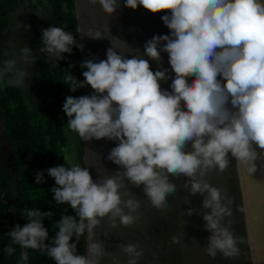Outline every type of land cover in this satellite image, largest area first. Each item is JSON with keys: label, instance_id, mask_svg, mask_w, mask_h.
<instances>
[{"label": "clouds", "instance_id": "obj_1", "mask_svg": "<svg viewBox=\"0 0 264 264\" xmlns=\"http://www.w3.org/2000/svg\"><path fill=\"white\" fill-rule=\"evenodd\" d=\"M98 3L109 16L121 7L119 0ZM124 6L164 12L161 19L169 34L154 35L141 53L113 36L109 26L89 30L91 39L110 40L107 58L82 61L83 81L68 69H63L60 80L72 92L85 85L94 90L91 95L65 97L66 128L84 141H118L106 159L120 170L94 180L90 168L68 155H64L67 166L48 168V176L55 180L53 199L69 205L75 215L63 214L56 221L58 231L49 238L44 221L54 212L26 207L27 223L12 228L3 249L8 256L16 252L14 245L25 249L19 264L28 261L26 249L46 253L55 264H100L101 258L112 255L95 239L103 218L108 217L113 227L117 221L128 226L138 218L134 213L140 208L139 200L133 192L123 199L122 190L143 186L151 204L164 209L169 207L168 197L177 192L170 177L181 176L187 178L185 203H191V196L203 198L200 215L210 233L208 256L240 253L238 239L223 224L231 215L229 198L206 177L212 171L223 172L230 156L248 165L250 173L257 171V161H264V0H124ZM17 27L31 26L18 23ZM41 32L38 51L47 55L51 68H60L59 61L72 53L73 46L84 48L63 27L53 25ZM162 53H167L174 77L162 66ZM5 56L0 61V89L24 88L27 66L36 63L32 48L22 46L18 54L5 50ZM150 60L160 67L153 71ZM168 80L170 90L161 86ZM44 175L37 172L35 182H44ZM195 212L189 208L186 214ZM86 234V253L78 254ZM172 240L178 242L175 236ZM119 248L129 257L127 264H138L144 254L133 243H121Z\"/></svg>", "mask_w": 264, "mask_h": 264}, {"label": "water", "instance_id": "obj_2", "mask_svg": "<svg viewBox=\"0 0 264 264\" xmlns=\"http://www.w3.org/2000/svg\"><path fill=\"white\" fill-rule=\"evenodd\" d=\"M119 2L121 7L114 16H109L102 10L98 0L96 3L92 0H76L80 43L84 45L81 51L83 61L106 59L107 49L111 47L108 39L94 40L88 37L89 30L103 31L105 26H109L113 36L120 37L133 48H139L141 53L146 41L154 35L169 34V29L161 19L164 12L154 14L143 6L134 10L124 6V0ZM123 51L128 53L126 48ZM162 57L163 68H168L169 75L174 77L167 53H162ZM149 62L153 71L160 67L155 61ZM193 78L189 77V80ZM170 84L171 80L161 81L164 89L170 90ZM81 90L82 95H91L94 92L90 85H85ZM117 144L118 141L106 138L85 141L84 162L90 168L94 180L120 170L118 165L106 159ZM257 151L261 150L257 148ZM229 159L231 162L223 172L212 171L206 179L213 186L222 189L229 198L231 215L224 218L223 224L238 239V256L224 257L219 252L215 258L208 256L205 249L210 233L205 230L200 215L203 211V198L199 195L191 196V203L186 204L185 197L189 194L184 189V183L187 178L181 176L170 177L177 185V192L168 197L169 207L164 209H157L151 204L143 194V186L135 188L128 185L122 190L123 199H128L132 192L135 193L140 202V208L134 213L138 218L128 226L117 221V227L112 226L108 217L103 218L95 229V239L104 243L106 252L112 255L101 258L100 264H127L129 257L120 250L121 243H133L138 246V250H143L144 254L139 258L138 264H264V161H257V171L250 173L248 165L231 156ZM0 188L4 191L3 201L12 203L16 225H21L15 199L9 198V191L1 183ZM189 208L196 210L192 216L186 214ZM173 236L178 242H173ZM241 238L242 243L239 242ZM26 264H31L30 258Z\"/></svg>", "mask_w": 264, "mask_h": 264}, {"label": "trees", "instance_id": "obj_3", "mask_svg": "<svg viewBox=\"0 0 264 264\" xmlns=\"http://www.w3.org/2000/svg\"><path fill=\"white\" fill-rule=\"evenodd\" d=\"M54 11V20L60 27L70 24V32L80 43L79 22L76 0H45ZM16 0H0V37L10 27ZM67 7L68 14L64 16ZM40 16V17H39ZM31 25L35 30L36 39L31 44L38 64V90L41 102L37 110L32 112L27 105L22 88L0 89V109L4 117L5 133L13 146L14 159L17 165L16 175L0 162V183L9 191V198L15 199L20 224L27 223L23 210L39 208L42 211H52L54 216L46 218L44 225L49 230V238L55 235L58 221L63 214L75 215L67 204H57L53 199L51 188L55 180L48 176L47 169L54 166L66 165L65 151L70 145L64 120L68 117L63 112L66 96L78 97L82 95L81 88L76 92L60 80L63 79V69L83 81L84 69L80 67L83 61L82 52L73 46L71 54L65 53V59L59 61L60 68H51L48 57L38 51L41 47L42 28H47L38 11L32 12ZM5 51L0 42V61L6 59ZM74 65V67H70ZM78 163L86 167L84 162L85 141L78 136ZM44 171V182L37 184L36 173ZM4 191L0 188V264H19L22 251L20 246L14 245L16 252L12 256L4 253L3 249L10 242L8 233L16 226L12 203L3 201ZM67 209V213H65ZM75 239V238H73ZM49 241H46L48 243ZM87 248V234L81 237L77 247L78 254H85ZM31 264H55V261L39 250L27 249Z\"/></svg>", "mask_w": 264, "mask_h": 264}, {"label": "rangeland", "instance_id": "obj_4", "mask_svg": "<svg viewBox=\"0 0 264 264\" xmlns=\"http://www.w3.org/2000/svg\"><path fill=\"white\" fill-rule=\"evenodd\" d=\"M38 11L43 18L47 27L59 25L54 20V11L48 2L45 0H16V6L14 13L11 17V24L9 29L1 35L0 42L3 50H7L9 53H17L22 46H31L36 39L35 30L31 25L32 12ZM68 14L67 7L64 10V16ZM24 26L30 25V28L17 27V24ZM66 31L70 32V24L65 25ZM34 54V53H33ZM28 77L27 83L22 88L24 99L32 112L37 110V106L41 102V93L37 89L39 85V79L37 76L38 64L27 66ZM68 121L64 120L65 128ZM67 135L70 139V145L65 151V155H68L74 162H78L80 154L78 152V134L72 132L66 128ZM85 156V155H84ZM0 162L5 165L10 173L16 175L17 165L14 159L13 146L5 133L4 117L0 109Z\"/></svg>", "mask_w": 264, "mask_h": 264}]
</instances>
